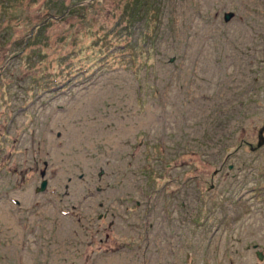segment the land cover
I'll return each instance as SVG.
<instances>
[{
    "label": "rangeland",
    "instance_id": "rangeland-1",
    "mask_svg": "<svg viewBox=\"0 0 264 264\" xmlns=\"http://www.w3.org/2000/svg\"><path fill=\"white\" fill-rule=\"evenodd\" d=\"M2 1L0 264H264V0Z\"/></svg>",
    "mask_w": 264,
    "mask_h": 264
},
{
    "label": "trees",
    "instance_id": "trees-1",
    "mask_svg": "<svg viewBox=\"0 0 264 264\" xmlns=\"http://www.w3.org/2000/svg\"><path fill=\"white\" fill-rule=\"evenodd\" d=\"M142 1L145 2L143 5L145 6L148 4L149 0H142ZM2 2L5 4V6H8L10 4V0H3ZM134 3L136 4V1H134ZM15 4H18V2ZM147 9L148 7L146 8L144 13H140L136 10H129L128 16H127V22L125 23V25L129 29L130 34L133 31L135 19L138 18L139 20H142V18L146 17ZM121 21H123V18L121 19ZM42 22L46 23L45 21H42ZM39 29H40V25H39ZM34 35H35V31H33L32 34L27 36L26 41L22 45V51L26 50L29 47V45L32 43ZM120 39H121V34L119 33L118 27L114 25L113 27H110L103 35L98 36L93 41V44L98 46L97 49H94L92 45L90 46L91 55L93 56L94 67H97V66L99 67L100 64H103L104 62L108 61V59L114 57L113 55L116 50L117 51H120L119 49L123 50L126 44L121 43L119 41ZM130 44L131 42H127V45L131 48ZM68 64H69V69H70L68 71H70V73H73V74H77L80 72H86L87 70L90 69V66L86 64L75 66V63L72 61V59L69 61Z\"/></svg>",
    "mask_w": 264,
    "mask_h": 264
},
{
    "label": "water",
    "instance_id": "water-1",
    "mask_svg": "<svg viewBox=\"0 0 264 264\" xmlns=\"http://www.w3.org/2000/svg\"><path fill=\"white\" fill-rule=\"evenodd\" d=\"M225 17L228 18L229 15L226 14ZM263 132H264V124L259 128V131H258L259 140H258L257 146H260L264 142ZM45 186H46V181L44 180L42 182L40 190H43L45 188ZM254 247H257V244H254ZM257 257L259 259H263L264 258V248H263V250H260V249L257 250Z\"/></svg>",
    "mask_w": 264,
    "mask_h": 264
},
{
    "label": "flooded vegetation",
    "instance_id": "flooded-vegetation-1",
    "mask_svg": "<svg viewBox=\"0 0 264 264\" xmlns=\"http://www.w3.org/2000/svg\"><path fill=\"white\" fill-rule=\"evenodd\" d=\"M217 257H218V252L216 251L214 253V255L211 256V260L210 261H212L213 264H217ZM202 258H203V256H202ZM206 258L208 259V257H206ZM168 264H169V262H168ZM170 264H176L175 261L172 260V258H170Z\"/></svg>",
    "mask_w": 264,
    "mask_h": 264
},
{
    "label": "bare ground",
    "instance_id": "bare-ground-1",
    "mask_svg": "<svg viewBox=\"0 0 264 264\" xmlns=\"http://www.w3.org/2000/svg\"><path fill=\"white\" fill-rule=\"evenodd\" d=\"M61 146V145H60ZM2 216V215H1ZM5 216V215H4ZM4 218H6V217H4Z\"/></svg>",
    "mask_w": 264,
    "mask_h": 264
}]
</instances>
